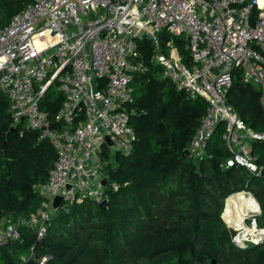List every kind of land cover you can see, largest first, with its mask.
<instances>
[{
	"label": "built area",
	"instance_id": "2783aa9c",
	"mask_svg": "<svg viewBox=\"0 0 264 264\" xmlns=\"http://www.w3.org/2000/svg\"><path fill=\"white\" fill-rule=\"evenodd\" d=\"M175 38L184 39L185 54ZM144 41L151 44L147 60ZM151 64L176 89L207 102L186 148L189 157L208 154L222 122L226 164L260 176L263 166L251 144L264 134L240 119L227 93L234 69H241L242 81L259 87L264 112V0H34L0 26V92L9 101L12 124L36 130L38 139L54 147L56 159L47 182L37 186L45 197L41 209L28 218H5L0 246L19 240L22 225H34L41 239L57 196L70 203L106 202L101 154L131 151L135 134L125 104L132 99L134 75L147 73ZM53 85L62 95L57 124L41 107ZM245 192L257 206L250 216L260 215L258 202ZM263 241L264 226L255 217L233 227L231 242L239 249ZM48 258L39 257V264Z\"/></svg>",
	"mask_w": 264,
	"mask_h": 264
},
{
	"label": "trees",
	"instance_id": "16d2710c",
	"mask_svg": "<svg viewBox=\"0 0 264 264\" xmlns=\"http://www.w3.org/2000/svg\"><path fill=\"white\" fill-rule=\"evenodd\" d=\"M33 1L0 0V26ZM174 42L185 54L184 39ZM141 51L147 60L151 44L142 42ZM236 70L227 101L247 126L264 134L259 87L243 82ZM160 71L151 64L147 73L133 77L132 99L125 104L135 134L131 151L101 154L105 205L91 198L61 201L41 239L36 229L22 225L19 240L0 246V264H39L43 255L49 256L44 264H264V241L235 247L220 217L222 212L227 218L223 209L230 195L248 190L264 224V177L226 164L230 152L221 139L222 122L206 156L182 155L207 102L176 89ZM61 102V94L42 98L53 124ZM8 108L0 92V222L28 218L41 209L45 197L37 186L47 182L56 159L54 147L38 139L36 130L24 122L12 124ZM251 150L264 167V139L253 141Z\"/></svg>",
	"mask_w": 264,
	"mask_h": 264
},
{
	"label": "bare ground",
	"instance_id": "6f19581e",
	"mask_svg": "<svg viewBox=\"0 0 264 264\" xmlns=\"http://www.w3.org/2000/svg\"><path fill=\"white\" fill-rule=\"evenodd\" d=\"M224 208L226 211L225 215L226 216L228 215L227 218L225 217L224 218L227 221V223L233 227L235 224L234 218L236 213L248 215V214L256 213L257 210V206L253 201V198L245 191L235 192L232 195H230L225 201ZM221 216L223 218L222 213Z\"/></svg>",
	"mask_w": 264,
	"mask_h": 264
},
{
	"label": "rangeland",
	"instance_id": "374dc122",
	"mask_svg": "<svg viewBox=\"0 0 264 264\" xmlns=\"http://www.w3.org/2000/svg\"><path fill=\"white\" fill-rule=\"evenodd\" d=\"M58 85H53L51 88H50V90H49V93H50V96H51V98L52 97H55L56 95H58V94H60L59 93V90H58ZM104 173V172H103ZM245 191V190H244ZM225 204V203H224ZM224 212H226L225 211V208H224V210H223V213ZM222 213V212H221ZM225 214V213H224ZM228 216V215H227ZM220 217H221V219H222V221H223V224L225 225V227L228 229V230H230L231 231V234L233 233V227H231V226H229L226 222V220H225V216L223 215V218H222V216H221V214H220ZM244 217V218H243ZM255 217V221H256V223H257V225H258V227H263L264 226V224H263V219H262V216H259V215H255V216H250V214H248V215H244V214H241V213H236V215H235V220H234V222H235V224H234V227H238L240 224H241V222H242V220H244V222L246 223V224H248V223H250L251 221H252V219ZM243 218V219H242ZM226 221H224V220ZM4 221H6L5 220V218H3L2 220H1V222H0V225L4 222ZM32 229H36L35 228V226L34 225H32V226H30Z\"/></svg>",
	"mask_w": 264,
	"mask_h": 264
},
{
	"label": "water",
	"instance_id": "95a60500",
	"mask_svg": "<svg viewBox=\"0 0 264 264\" xmlns=\"http://www.w3.org/2000/svg\"><path fill=\"white\" fill-rule=\"evenodd\" d=\"M106 140H107L109 143H111V142L108 140V138H106ZM182 155H183V156H189V153H188V151L185 149V150L183 151ZM259 175L262 176V177H264V167H262V169H261ZM104 182H105V181H104V179H103L102 183H104ZM69 188H70V185H69V184L65 185V190H68ZM62 200H63V199H62L61 196H57V197H55V198L52 200V206H53V208H56V207L58 206V204H59ZM100 205H101V206H104V205H105V202H104V201L101 202ZM256 245H257V244H256ZM212 264H215V261H212Z\"/></svg>",
	"mask_w": 264,
	"mask_h": 264
},
{
	"label": "crops",
	"instance_id": "0c3cea01",
	"mask_svg": "<svg viewBox=\"0 0 264 264\" xmlns=\"http://www.w3.org/2000/svg\"><path fill=\"white\" fill-rule=\"evenodd\" d=\"M241 72H242V70H241V69H239V70H236V71H235V73H234V75H236V74H240V76H241ZM160 76H161V71H160Z\"/></svg>",
	"mask_w": 264,
	"mask_h": 264
}]
</instances>
